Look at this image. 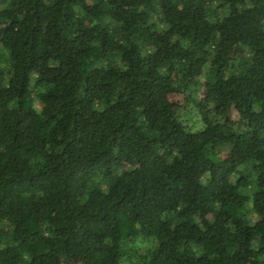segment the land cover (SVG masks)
Returning a JSON list of instances; mask_svg holds the SVG:
<instances>
[{"label":"trees","instance_id":"trees-1","mask_svg":"<svg viewBox=\"0 0 264 264\" xmlns=\"http://www.w3.org/2000/svg\"><path fill=\"white\" fill-rule=\"evenodd\" d=\"M123 263L264 264V0H0V264Z\"/></svg>","mask_w":264,"mask_h":264},{"label":"rangeland","instance_id":"rangeland-1","mask_svg":"<svg viewBox=\"0 0 264 264\" xmlns=\"http://www.w3.org/2000/svg\"><path fill=\"white\" fill-rule=\"evenodd\" d=\"M181 102L182 101V99L180 98L179 100H178V102ZM188 117H191L190 119L192 120V121H195L194 119V116H192V115H190V114H188V115H186V118H188ZM254 214V216H255V213H253ZM124 264V263H123Z\"/></svg>","mask_w":264,"mask_h":264}]
</instances>
